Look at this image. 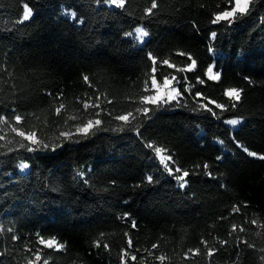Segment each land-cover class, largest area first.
Returning a JSON list of instances; mask_svg holds the SVG:
<instances>
[{"label":"trees","instance_id":"16d2710c","mask_svg":"<svg viewBox=\"0 0 264 264\" xmlns=\"http://www.w3.org/2000/svg\"><path fill=\"white\" fill-rule=\"evenodd\" d=\"M157 2L146 16L151 0H126L124 8L104 0H0V116L8 121L0 123V264H27L37 248L49 264H121L124 252V264H161V255L163 264H264V160L244 151L264 155V0L215 24L234 0ZM137 28L148 33L142 45L130 37ZM150 55L158 82L171 80L180 102L144 105L157 110L136 114L130 128L114 117L135 114L147 96ZM188 56L196 67L178 71L192 63ZM209 66L219 80L207 78ZM231 88L242 90L235 108L224 95ZM86 102L100 107L85 111ZM60 103L66 108L57 116ZM88 119L101 124L88 136L77 133ZM233 119L237 127L226 125ZM13 127L36 131L41 143ZM146 143L166 150L173 171L189 173L185 187ZM40 237H55L65 249L44 248ZM196 249L201 254L192 256Z\"/></svg>","mask_w":264,"mask_h":264},{"label":"snow or ice","instance_id":"6c2138e0","mask_svg":"<svg viewBox=\"0 0 264 264\" xmlns=\"http://www.w3.org/2000/svg\"><path fill=\"white\" fill-rule=\"evenodd\" d=\"M104 2L108 3L109 5H114L118 8H124L125 4H126V0H104ZM248 5H249V0H235V7L234 8H232L229 11H224V12L216 14L215 18L211 22L213 24H215L221 20H230L233 17H235L237 13L243 15L246 11H248ZM157 8H159V4H158L157 0H151V7L145 9V15L146 16L147 15H154L155 13L153 12V10L157 9ZM31 16H32V10L27 4H25L23 15H22V20L27 21V20H29V18ZM136 33H137L138 38H143V37L148 35V33L141 28H137ZM212 36H213V38L215 37L214 32L212 33ZM211 50L212 49H209V51H211ZM179 55H185V54L179 53ZM149 59L152 60V64H153V68H152L153 75L149 78L151 79V87L156 89V94L150 95V96H145V95L140 96L139 101H138V104L140 106L135 108V114L132 111H128L126 114H121V115L114 117V119L123 121L124 125L129 126L130 128L132 127L131 121L137 119L136 114H142L146 118H148L149 113L152 111H156L157 107H159L160 105L167 103L169 101H173V100H175L177 103L180 102L177 98L181 96V93L179 91H177V89L175 87L172 86L171 81L167 77H165V79L163 81V86H161V84L158 82V80L155 76V72L157 70L156 69V65H157L156 58H154L150 55ZM188 59L191 60L192 63L189 64L185 69H177L178 71H192L196 67V61L191 56H188ZM162 63L164 65H167L169 68L174 67V65H172L168 60H164ZM206 75H207L209 80H219L220 79V73H218V72L214 73L213 68L211 66L208 67V69L206 71ZM83 79H84V82L89 85V87H92V84H91L88 76H84ZM175 79H176L175 77H172V80H175ZM197 82L203 83L204 81L197 78ZM164 89L169 90L166 95L163 91ZM148 90H149V85L146 81L144 84V91H148ZM188 90L189 89H185V91H188ZM241 91L242 90L236 89V88H231V89L225 90L224 95L229 97V99L231 101H233V103L231 104L232 108H235L237 106V104L241 101ZM196 95L200 96L201 94L196 93ZM56 99H60V97L57 96ZM97 99H99V97H97ZM111 102L112 101H108V103H111ZM208 104H215V107L220 108L221 110H224V105L216 104L214 101L208 100ZM144 105H154L157 107L149 108V107H145ZM83 107H84V110L87 111L89 108H92V107L99 108L100 104L86 102V103H84ZM65 108H66V105L64 103H60L59 106L55 107V114L57 116H60L62 114V110H64ZM200 108H203L205 111L212 112L213 115H218L215 111H213V109L208 108L206 105H201ZM197 110H199V109H197ZM94 115L98 117L100 115V113L96 112V113H94ZM14 119H15L16 124L19 125L23 122L24 117L17 114L14 116ZM68 119H77V117L69 116ZM0 123H8V121L5 120V118L3 116H0ZM226 123H228L230 125H236L239 123V121L233 119V120L226 121ZM100 124H101V121L99 119H95V120L88 119L86 122H82L81 124L76 125V132L79 134H82L83 136H88L91 133L92 129L95 127H98ZM120 130H122V129H120ZM135 130L139 134V126L138 125L135 126ZM12 131L15 132L17 136H20L24 140L29 141L31 144H40L41 143L36 131L28 132V131H24L22 129L15 128V127L12 128ZM72 135H73V133H71L70 131H68V132L61 131L60 132V136L64 137L66 140H70L72 138ZM0 139H2V137H0ZM76 142H78V141H76ZM43 146L48 147V145H46V144ZM145 146L149 149H152L155 153V156L160 158L161 165L168 171L169 175H174V172L175 173H181L180 175H174V178L177 180L179 187H181V188L185 187V183H186L185 178L189 175V173L186 170H182L178 167L175 168V170L173 172V169L170 167V164L168 163V161L172 160L171 156L170 155H162L166 151L165 149L157 147V146L153 145L152 143H146ZM238 147L243 148L244 146L238 144ZM26 150L27 151H34L35 149L27 148ZM244 151L247 152V154L251 157H255V158H258L260 160H264V155H258L257 153L249 151L247 148H244ZM27 166H28L27 164L21 165L22 168H26ZM203 167L205 169H207L209 166L207 164H205V165H203ZM148 180H149V182H151L152 177L149 176ZM232 211L238 213L240 211V209L236 206H233ZM122 219H123V217H122ZM252 223L256 224L257 221L254 220V221H252ZM132 227L133 228L136 227V223L134 221L132 223ZM232 231L233 232L236 231L235 225H233ZM240 231L243 232V231H245V229L240 228ZM125 235H127V233ZM12 239L15 240V239H17V237L13 236ZM241 242H243V241H241ZM37 243H39L40 245H42L44 248H47V249H55L57 251H61V250L65 249V245L62 243H59L55 237L50 238V239H44L43 237H40V238H38ZM202 243L206 244V242H204V241H202ZM220 243L223 245V244L227 243V241H221ZM128 245H129V247L132 246L131 240L128 241ZM248 246L253 247V245H251V244H249ZM94 247H96V248L101 247L100 241H95ZM103 247L105 249H108L109 246L107 244H104ZM152 247L156 248L157 245L154 244ZM206 247H207V245H206ZM190 251H191L192 256H197V255L201 254L199 249L190 250ZM214 251H215L214 249L208 247L207 251H206V256L208 258H211L214 254ZM41 252H42V249H40V248L36 249L35 262H39L43 259V264H49L48 259H44L41 255ZM149 254L151 255V252H149ZM129 255L130 254L128 252L123 253V255L120 257L121 264H124L125 257H127ZM184 258L188 259L189 257L187 256V254H185ZM131 259L133 261H135L136 257L131 256ZM155 259H158L159 261H161V264H163V262L167 259V257L164 255H161V256L155 257ZM261 259L264 260V257H261ZM27 264H34V261L32 259H28ZM141 264H143V262H141Z\"/></svg>","mask_w":264,"mask_h":264},{"label":"rangeland","instance_id":"374dc122","mask_svg":"<svg viewBox=\"0 0 264 264\" xmlns=\"http://www.w3.org/2000/svg\"><path fill=\"white\" fill-rule=\"evenodd\" d=\"M251 2V0H249V3ZM234 7H235V0H234ZM233 7V8H234ZM237 14H239V13H237ZM236 14V15H237ZM234 18V17H233ZM232 18V19H233ZM232 19H230V20H232ZM142 29V28H141ZM131 38H133L139 45H142L146 40H147V38H148V35L147 36H145V37H143V38H138L137 37V33H136V30L134 31V33H133V35H131L130 36ZM188 72V71H187ZM214 72V71H213ZM207 76V75H206ZM208 78V77H207ZM171 81V80H170ZM212 81H217V80H212ZM161 84V86H163V83H160ZM171 84H172V86L173 87H175L176 89H177V87H176V85L171 81ZM164 91V93H165V95L167 94V92L169 91L168 89H164L163 90ZM178 91V90H177ZM156 94V89L155 88H152L151 87V80H150V85H149V90H148V94H147V96H150V95H155ZM229 98V97H228ZM170 102V101H169ZM168 103V102H167ZM167 103H164V104H162V105H165V104H167ZM212 105H214L215 106V104H212ZM226 125H228V126H231V127H237V124L236 125H230V124H228V123H226ZM152 153H153V155H154V159H155V161H156V163L162 168V169H164L167 173H168V171L161 165V163H160V158L159 157H156L155 156V153H154V151L152 150ZM162 155H167L165 152L162 154ZM168 163L170 164V167H171V161H168ZM172 168V167H171ZM19 170H20V173H25L26 172V170H27V167L26 168H22L21 166H20V168H19ZM174 172V171H173ZM169 174V173H168ZM174 174H176L175 172H174ZM55 250V249H54ZM34 264H37V263H40V262H42V261H39V262H35V258H34Z\"/></svg>","mask_w":264,"mask_h":264},{"label":"crops","instance_id":"0c3cea01","mask_svg":"<svg viewBox=\"0 0 264 264\" xmlns=\"http://www.w3.org/2000/svg\"><path fill=\"white\" fill-rule=\"evenodd\" d=\"M107 5H108L109 7L118 8V7L114 6V5H109L108 3H107Z\"/></svg>","mask_w":264,"mask_h":264}]
</instances>
